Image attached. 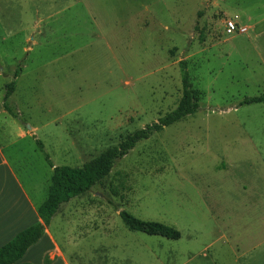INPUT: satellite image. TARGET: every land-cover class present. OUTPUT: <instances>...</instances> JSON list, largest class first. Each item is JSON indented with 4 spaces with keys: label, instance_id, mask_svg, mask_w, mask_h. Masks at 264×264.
I'll use <instances>...</instances> for the list:
<instances>
[{
    "label": "rangeland",
    "instance_id": "rangeland-1",
    "mask_svg": "<svg viewBox=\"0 0 264 264\" xmlns=\"http://www.w3.org/2000/svg\"><path fill=\"white\" fill-rule=\"evenodd\" d=\"M181 61L200 109L61 205L48 229L71 264H264V102L241 104L264 95V0H0V137L38 206L46 154L79 167L157 122ZM122 210L181 237L130 230Z\"/></svg>",
    "mask_w": 264,
    "mask_h": 264
},
{
    "label": "trees",
    "instance_id": "trees-1",
    "mask_svg": "<svg viewBox=\"0 0 264 264\" xmlns=\"http://www.w3.org/2000/svg\"><path fill=\"white\" fill-rule=\"evenodd\" d=\"M183 69V93L178 106L171 112L160 117L157 122L147 125L126 137L118 146L112 147L99 156L89 160L79 167L69 165L55 166L46 154V160L53 168L51 185L46 199L39 205L37 211L40 220L20 231L9 242L0 247V264H16L24 257L28 249L38 243L44 236L53 216L60 210L63 203L69 202L104 180L112 171L117 160L127 155L136 144L148 139L154 132L178 122L188 116L195 115L200 109V93L193 87L185 61H181ZM22 71L20 66L15 71L18 76ZM15 91V82L7 85L4 96V108L10 112L6 100ZM264 95L245 98L241 104L263 103ZM40 147L43 149L41 142ZM120 216L124 224L133 231L168 239H179L180 231L172 225L144 220L132 213L122 210Z\"/></svg>",
    "mask_w": 264,
    "mask_h": 264
},
{
    "label": "crops",
    "instance_id": "crops-1",
    "mask_svg": "<svg viewBox=\"0 0 264 264\" xmlns=\"http://www.w3.org/2000/svg\"><path fill=\"white\" fill-rule=\"evenodd\" d=\"M10 144L0 137V247L40 220L37 211L39 206L31 197L28 185H24L12 166ZM48 256L51 258L50 262H47ZM16 264L71 263L47 228L40 241L31 246Z\"/></svg>",
    "mask_w": 264,
    "mask_h": 264
},
{
    "label": "built area",
    "instance_id": "built-area-1",
    "mask_svg": "<svg viewBox=\"0 0 264 264\" xmlns=\"http://www.w3.org/2000/svg\"><path fill=\"white\" fill-rule=\"evenodd\" d=\"M225 29L228 33H234L239 29V27H238L237 23H235V21L229 20V21H227V23L225 25Z\"/></svg>",
    "mask_w": 264,
    "mask_h": 264
},
{
    "label": "water",
    "instance_id": "water-1",
    "mask_svg": "<svg viewBox=\"0 0 264 264\" xmlns=\"http://www.w3.org/2000/svg\"><path fill=\"white\" fill-rule=\"evenodd\" d=\"M30 127V125H28Z\"/></svg>",
    "mask_w": 264,
    "mask_h": 264
}]
</instances>
